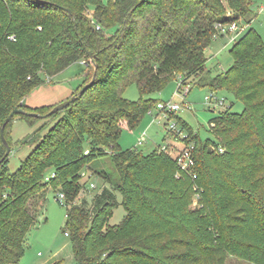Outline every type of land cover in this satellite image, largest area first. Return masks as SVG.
I'll return each instance as SVG.
<instances>
[{
    "label": "trees",
    "instance_id": "obj_1",
    "mask_svg": "<svg viewBox=\"0 0 264 264\" xmlns=\"http://www.w3.org/2000/svg\"><path fill=\"white\" fill-rule=\"evenodd\" d=\"M253 4L0 0V132L14 109L42 117L51 112L54 107L23 103L43 76L52 78L77 62L86 67L82 85L66 100L84 90L67 107L44 118L15 115L5 126L10 148L15 119L32 128L42 122L45 131L41 138L34 131L15 144L34 147L12 173L0 135V264L21 260L34 225L27 205L47 188L65 198L63 232L72 264H225L228 256L264 264V44L259 35L247 27L229 50V69L206 84L201 76L215 25L240 20L248 26ZM177 80L225 91L243 107L236 113L231 104L209 121L212 139H200L175 117L186 136L179 140L170 134L192 147L195 178L166 151H121L118 144L123 131L135 130L156 107L147 97ZM130 85L140 95L137 102L123 98ZM102 157L110 158L117 181L98 173L109 187L74 203L86 191L83 171ZM117 195L125 216L108 226Z\"/></svg>",
    "mask_w": 264,
    "mask_h": 264
},
{
    "label": "rangeland",
    "instance_id": "obj_2",
    "mask_svg": "<svg viewBox=\"0 0 264 264\" xmlns=\"http://www.w3.org/2000/svg\"><path fill=\"white\" fill-rule=\"evenodd\" d=\"M106 0H104L105 2ZM264 0H254V4L249 9L250 23L247 26L244 22L238 21L240 25H245L248 29H253L260 37L264 44ZM91 8H89V12ZM234 43V42H233ZM233 43L225 37L213 39L205 51L207 58L206 69L201 75L203 77L202 84H206L211 78L224 73L232 65V57L229 50ZM86 67L80 63H74L61 73L52 78L42 77L43 84L33 89L29 95L24 99L23 103L29 108H52L69 98L74 91L80 87L85 79ZM207 73V74H206ZM201 78V77H200ZM191 90L189 94L182 98L176 93V81L169 82L166 87L160 92L149 95L147 98L154 100L155 103H175L180 106L188 105V109H182L170 118V123L175 125L179 140L186 136V131L182 130L181 124L177 121L186 123L188 127L200 139H212L209 131V121L217 116L221 111L233 104V111L240 113L242 111V104L235 101L234 97L225 92L217 91L214 97L218 101H223L222 105L208 104L205 102V97L209 96L211 92L206 87H198L193 85L195 81H190ZM123 98L129 102H137L140 95L135 85H130L123 93ZM214 109V112L211 110ZM45 109L41 113L47 112ZM167 120L164 113L160 112L153 106L140 120L136 129L133 131H123L119 139V147L121 151H126L136 148L143 154L151 153L156 150V145L162 147L166 143V139L172 137L166 127ZM50 124V123H49ZM43 123L38 122L34 127H29L24 121L15 119L9 130V137L12 143L9 153V171L14 172L23 160L33 149V144H24L16 146L15 144L24 138L30 136L34 131L36 132V139L41 138L45 131L41 129ZM144 134L141 140V145H138L140 137ZM182 143L181 141H178ZM84 150L87 152L88 147ZM181 150V149H180ZM180 150L176 151L179 152ZM172 152L167 149V153ZM173 153V152H172ZM170 155V154H169ZM175 156V153H173ZM171 156V157H174ZM105 173L108 175L111 183L117 181V173L110 161L109 157H102L94 161L86 170L83 171L81 183L85 184L86 191H83L75 199L74 203H80L81 198L90 200L92 196L99 193L103 187H109L98 173ZM94 189H90V185ZM47 188L43 193L31 199L27 205L28 212L34 217V225L29 230L25 238V251L18 264H51L55 260H63L65 264H72V250L68 236L63 232L65 229V206L59 205L54 197L57 192H53ZM118 207L113 211L109 219L108 226H117L125 216V211L121 207V197L117 195ZM225 264H249L237 258L228 256Z\"/></svg>",
    "mask_w": 264,
    "mask_h": 264
},
{
    "label": "built area",
    "instance_id": "obj_3",
    "mask_svg": "<svg viewBox=\"0 0 264 264\" xmlns=\"http://www.w3.org/2000/svg\"><path fill=\"white\" fill-rule=\"evenodd\" d=\"M264 8L261 7L260 11H263ZM246 26L245 25H240L237 21H232L229 23H225V24H217L215 25V30L216 33L213 36V39H219L220 37H225L229 40L230 43H233L236 41V39L246 30ZM177 86H176V93L181 96L182 98H185L190 90V83H183L181 80H177ZM213 92H211V94L207 97H205V102L208 104H213V102L215 104L218 105H222L223 101H218L217 98L214 97ZM182 107L187 108L188 109V105L187 104H183L182 106L169 102V103H157L156 105V109L159 110L160 112L164 113V117L167 120L166 123V127L168 132L174 133L176 132V128L174 124L170 123V115L171 114H176L178 113ZM180 131L176 134H179ZM142 138H144V134L140 137L138 145H141V140ZM168 147L167 146H163V147H159V150H163L167 152ZM191 150L192 147L191 146H183V148L177 152V154L173 157L176 160L177 166L179 167V169L189 175H192V178H195V176L193 175V168H194V161L192 158V154H191ZM54 174H50L45 178V181H48L49 179L53 178ZM90 189H94V186L91 184L89 186ZM64 195L62 193H58L56 196V202L59 205H65L64 202ZM197 197H195L194 201H193V206H196L197 201H196ZM65 236H67V234L65 233Z\"/></svg>",
    "mask_w": 264,
    "mask_h": 264
},
{
    "label": "water",
    "instance_id": "obj_4",
    "mask_svg": "<svg viewBox=\"0 0 264 264\" xmlns=\"http://www.w3.org/2000/svg\"><path fill=\"white\" fill-rule=\"evenodd\" d=\"M67 12H69V10H66ZM88 56L92 59V56L88 53ZM94 69H96V66H94ZM94 78H92V82H93ZM84 88H82L79 93L75 96H72L69 100H66L60 104H58L57 106H55L51 112H49V114H47L46 116H39V115H36V114H27L25 112H23L22 110L20 109H14L11 114L7 117V119L5 120L2 128H1V132H0V135H1V138H2V141L4 143V145L6 146V154L5 156H8L9 153H10V147L8 146L7 142L5 141L4 139V135H3V131H4V128L5 126L11 121V119L15 116V115H29V116H32V117H36V118H44V117H47L49 115H52V114H55L59 111H61L62 109H64L65 107H67L78 95H80L82 92H83Z\"/></svg>",
    "mask_w": 264,
    "mask_h": 264
},
{
    "label": "crops",
    "instance_id": "obj_5",
    "mask_svg": "<svg viewBox=\"0 0 264 264\" xmlns=\"http://www.w3.org/2000/svg\"><path fill=\"white\" fill-rule=\"evenodd\" d=\"M80 63H82L85 66V64L83 62H80ZM178 141L179 140H176L173 137H170V138L166 139V143L163 146H167L168 149H170L176 155V151L182 149L184 146L183 143H179ZM159 146H160L159 144L156 145L157 148H159ZM172 152H169L170 156H174Z\"/></svg>",
    "mask_w": 264,
    "mask_h": 264
}]
</instances>
